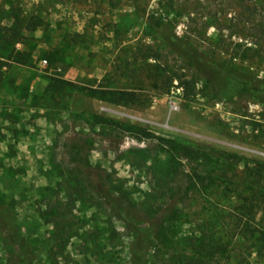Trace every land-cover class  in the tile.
I'll list each match as a JSON object with an SVG mask.
<instances>
[{
    "label": "rangeland",
    "instance_id": "obj_1",
    "mask_svg": "<svg viewBox=\"0 0 264 264\" xmlns=\"http://www.w3.org/2000/svg\"><path fill=\"white\" fill-rule=\"evenodd\" d=\"M164 9L177 36L264 80V0H0L2 23L11 11L38 21L3 58L0 264H24L10 232L24 236L32 264H48L55 230L68 237L59 264H133L134 233L106 198H120L139 223L176 225V253L209 221L222 244L216 264H264V242L235 231L234 191L217 190L204 163H166L182 144L221 149L239 160L243 181L254 161L264 163V104L246 95L234 104L216 99L146 26L148 14ZM152 52L161 57H144ZM173 72L194 80V92L179 79L167 89ZM102 90L135 92L139 102L116 105L97 96ZM127 123L156 137L137 141ZM167 166L171 175L160 183ZM152 236L143 264H175L160 233Z\"/></svg>",
    "mask_w": 264,
    "mask_h": 264
},
{
    "label": "trees",
    "instance_id": "obj_2",
    "mask_svg": "<svg viewBox=\"0 0 264 264\" xmlns=\"http://www.w3.org/2000/svg\"><path fill=\"white\" fill-rule=\"evenodd\" d=\"M6 16L3 23L1 20L3 16H0V85L2 82V68L6 65L3 58L12 57L11 54L13 53L15 43L30 39L31 32L38 25V21L35 18H31L32 16L29 17L21 13L17 14L16 11L13 13L11 11ZM38 19L40 20V18ZM172 19L170 11L164 9L159 14L153 12L148 14L145 22L146 26L160 38L171 52L175 53L181 61L202 76L205 86L213 93L216 99L234 104L236 98L246 95L264 104L263 79L254 77L250 74L251 72H244L233 63L221 60L213 54L195 46L190 41L177 36L172 27ZM25 29L29 30L25 32ZM156 53H147L144 57L156 59L161 57L159 52ZM22 58L23 52H17L16 59ZM175 79H179V86L187 94L194 92L195 81L182 80L175 72L170 74L166 79L167 89L170 88ZM89 92L96 94V91L93 89L89 90ZM97 96L101 99L108 98L116 105L139 102L137 94L130 91L102 90ZM100 121L103 123L109 122L106 118H100ZM112 125L117 126L118 122L114 121ZM123 128L127 132L132 133L137 141L156 137L148 129L135 124L127 123L123 125ZM176 148L174 151H169V156L166 160L170 169L174 167L175 163H181V158L204 163L208 167L204 177H208L214 183L213 185L217 190H221V192L233 190L235 196L238 198L237 209L240 215L234 221L235 231L241 234V236L252 237L255 242H264V163L254 161L251 167L247 168L248 173L244 180L239 181L237 174V163L239 160L228 152L221 149H207L192 144H182L178 147L176 146ZM175 153L178 154L175 155ZM168 166L160 172V175L157 177L158 182H163V180L171 175ZM119 199H115V201L112 199L113 202H111V199L106 198V201L110 209L114 211L118 209L125 215L121 216V218L124 220L126 227L130 228L134 233L132 243L133 264L144 263L145 255L153 241L152 235L157 232L160 233V241L167 249H171L172 255L174 254L175 264H216V254L220 253L222 244L215 236L216 233L212 229V226H210L209 221L207 224L199 226L198 235L187 239L189 250L183 254H179L174 252L175 240H173V235L176 233V225L171 224L168 226L151 221L139 223L136 221V216L133 212L120 205L121 201ZM120 212H117L116 215H120ZM8 215L12 217L9 213ZM257 216H259V219L256 222ZM150 219L152 218L150 217ZM252 222H255V226H252ZM8 224L16 227V222L13 219ZM259 225H262V227L259 228ZM9 235L12 247L21 249L22 254H20V257L23 259V263L32 264V253L25 250L27 244L25 243L24 236L19 232H10ZM67 241L68 237L64 238L56 230L52 232V236L47 240L45 247L48 264H59L58 255L65 248ZM87 261V259L74 261L72 264H88Z\"/></svg>",
    "mask_w": 264,
    "mask_h": 264
},
{
    "label": "built area",
    "instance_id": "obj_3",
    "mask_svg": "<svg viewBox=\"0 0 264 264\" xmlns=\"http://www.w3.org/2000/svg\"><path fill=\"white\" fill-rule=\"evenodd\" d=\"M43 63H45V61H43Z\"/></svg>",
    "mask_w": 264,
    "mask_h": 264
}]
</instances>
